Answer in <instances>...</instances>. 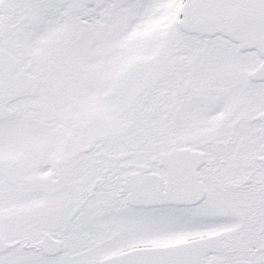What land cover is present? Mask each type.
Listing matches in <instances>:
<instances>
[{
	"label": "snow or ice",
	"instance_id": "1",
	"mask_svg": "<svg viewBox=\"0 0 264 264\" xmlns=\"http://www.w3.org/2000/svg\"><path fill=\"white\" fill-rule=\"evenodd\" d=\"M0 264H264V0H0Z\"/></svg>",
	"mask_w": 264,
	"mask_h": 264
}]
</instances>
